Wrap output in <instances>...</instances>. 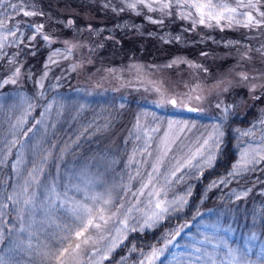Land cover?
<instances>
[{"label": "rangeland", "instance_id": "1", "mask_svg": "<svg viewBox=\"0 0 264 264\" xmlns=\"http://www.w3.org/2000/svg\"><path fill=\"white\" fill-rule=\"evenodd\" d=\"M28 1L8 0L37 13L42 3ZM58 1L61 0H54L57 5ZM98 2L118 10L129 8L127 5L135 0ZM227 2L237 7V0ZM153 7L158 9L159 5ZM258 7L264 11V4ZM129 9L142 13L150 21H159L153 17L172 19L181 11L174 9L171 15H167L159 10L149 11L143 5ZM3 10L0 7V11ZM53 10L59 15L78 18L79 26H73L72 34L65 32V27L45 23V18L24 16L10 8L7 9V17H0L5 23V28L0 29V85H3L0 87V143L5 138L11 139L12 132L25 141L19 152L13 148L6 158L0 157V199L12 194L13 189L18 191L23 184L20 175L26 177L34 164H39L47 156V160L39 165L43 169L41 180L47 177V182L51 183L53 177H58L63 185L68 184L73 174L79 177V192L75 191L77 180H72L69 185V207L71 201L83 202L86 195L110 193L111 212H117L120 205L127 209L136 205L132 192L139 189L141 183L139 178L130 181L129 177H135L138 169L143 172L149 167L148 164L137 163L143 159L139 151L134 155V150L142 147L147 139L143 130H148V135L152 137L149 143L158 144L163 139L172 146L173 152L167 158L165 173V176H170L178 166L176 159L183 162L205 138L214 137L218 128L223 135L217 144H209L215 155L210 165L198 169L185 168L183 179L167 187H162L164 176H161L157 185L161 194L153 197L151 205L147 196L141 197L142 203L129 214L131 219L126 232L116 231L123 228L117 222L123 216L113 217L103 226L107 230L102 234L115 237L118 241L107 254V259H102L103 253L92 258L81 254L76 258V264H141L153 246L160 247L178 227L190 224L160 260L155 261V264H177V260L183 259L178 254L184 246L203 239V225L215 222L231 229L227 233H219L221 237L234 247L250 249L248 259L253 264H259V256L264 249V232L254 228L251 213L245 211L242 215L235 206L240 200H244L240 210L246 206L252 187L246 182L236 181L245 172L235 177L228 174L245 150L264 148V105L260 103V99L264 101V26L245 28L228 20H221L220 24L211 21L201 25L197 22L194 29L201 40L218 28H229L235 35L229 36L227 43L230 44H220L216 40L213 52L203 51L193 57L173 54L166 59L147 60L139 54L114 62L111 54H99L103 41L98 38L97 31L90 30V24L105 21L102 16H96V10L91 6H76L70 0L58 8L53 7ZM238 11H252L256 19H264L252 9L238 7ZM237 19L243 21L246 17ZM182 20L193 26L191 20ZM39 25L43 28L36 32ZM7 29L15 32L16 36L8 34ZM158 29L163 28L158 26ZM38 36L42 38L40 43ZM44 36L49 39L44 40ZM220 37L222 42L227 39L225 34ZM39 47L41 52L37 50ZM151 48L164 49L160 45ZM16 69L20 70L19 73ZM12 80L16 82L12 83ZM172 99L176 101L175 105L170 103ZM187 105L197 107L198 112L187 113ZM251 106H254L250 109L254 111L253 115L244 119ZM237 117L241 123L227 127L228 122ZM20 120H23L22 126L13 129L11 126ZM37 121L42 123L37 125ZM138 122L142 126L139 132ZM29 128L33 131L25 139L23 132ZM78 130L80 135L87 133L85 140L94 148L89 150L91 153L84 157L77 154L68 160L55 156L60 140L69 138V133ZM138 134L140 140L136 139ZM54 135L55 142L51 143ZM173 141L176 143L173 144ZM70 142L68 146L61 147L60 152L66 154L77 144L75 140ZM228 145L233 161L227 164L225 160H220L221 168L214 172L212 169L216 167L220 152ZM17 156L22 163H18L14 172L12 165L17 163ZM148 159L154 162V158ZM8 163L11 164L10 170L3 167ZM225 178L229 182L220 183ZM255 184L258 187L261 182L256 180ZM58 190L63 193L65 188L59 187ZM243 192L247 195L237 199ZM181 198L186 203H162V206H170L174 210L164 213L163 218L156 220L152 227L140 229L148 215L159 211L154 207L156 202H179ZM5 202L9 207L3 210L4 217L0 221V233L3 235L0 257L5 264H56L54 256L45 260L38 252L44 245H48L53 252L56 251L53 245L60 247L57 240L66 234L63 229L71 223L68 219L71 213L64 208L45 207L38 199L37 206L26 214L27 219L22 222L19 206H14L11 201ZM259 208V205L257 208L249 207V211L257 210L261 219L264 218V208ZM197 213L202 215L197 216ZM237 215L243 221L242 230L230 222ZM134 220L138 221L136 231L131 230ZM89 234L97 241L95 247L111 246V240H99L101 233L97 230L92 229ZM253 234L255 240L250 239ZM130 236L135 239L128 244ZM75 242L73 236L71 243L74 245ZM63 246L66 247L67 243ZM92 247L87 246V251L90 252ZM208 247L211 250V246Z\"/></svg>", "mask_w": 264, "mask_h": 264}, {"label": "snow or ice", "instance_id": "2", "mask_svg": "<svg viewBox=\"0 0 264 264\" xmlns=\"http://www.w3.org/2000/svg\"><path fill=\"white\" fill-rule=\"evenodd\" d=\"M264 4V0H237V7H232L227 0H135L134 3H130L127 6L129 8H136L137 5H143L148 8L149 11L159 10L163 14L171 15L174 9H180V17L185 20H191L193 27L196 26L197 22L201 25L206 24V22L215 21L220 24L221 20H228L230 23L239 24L242 27L250 28L252 26L261 27L264 26V19H256L252 11L239 12L238 7H243L246 9L254 10L260 17L264 18V11H261L258 7ZM153 5H159L156 9ZM0 7L4 10L0 11V17H7V9H12L22 13L24 16H32L37 13L34 11H27L24 7L18 5L17 3H9L8 0H0ZM123 11V9H121ZM42 15V13H39ZM237 17H246L245 20H238ZM198 18V21H197ZM151 19V18H149ZM153 23H162L163 21L152 20ZM72 21H69L71 24ZM5 28L4 19H0V29ZM43 28V25L36 27L35 31L39 32ZM8 34L16 36V33L11 29H7ZM44 40H48V36L43 37ZM177 39H179L177 37ZM19 69L16 72L19 73ZM45 76L47 73L44 74ZM246 78V77H245ZM5 81L4 83H8ZM15 83V80L11 81ZM3 85H0L2 87ZM42 86V85H41ZM170 103H175V101H170ZM32 105L30 104L29 107ZM195 111V109H190ZM43 115V114H42ZM37 125L41 124L42 121H37ZM23 120L18 121L17 124H13L11 127L16 129L22 126ZM171 126V124H170ZM142 130V126L138 122V132ZM33 129L29 128L27 131L23 132V137L28 138L29 133ZM144 135L147 139L142 147H138L134 150V155L136 151H139L143 159L137 163L148 164L149 167L141 172L137 170L135 177H129V180H134L139 178L140 188L132 192V199L136 201V205H132L127 209H124L123 205H120L117 212H111L109 205H112V197L110 193H105L101 195H86L83 198V202L71 201V207H69V197L68 189L72 180H77L78 184L75 191L79 192L81 190L79 186V177L73 174L68 184H60L58 177H53L51 183L47 182V177L44 180L40 179V174L43 169L39 166L47 160L45 156L39 164H34L31 171H28L27 176L23 174L20 175V179L23 180V184L20 185L19 190L13 189L12 194L6 196L4 199H0V221L3 220L5 208L9 205L5 201H11L14 206H19V213L22 218L27 219L28 213L37 206L38 199L44 204L45 207L52 208H64L67 209L71 216L68 218L71 220L70 224H66L63 231L66 233L62 237L58 238L57 245H53L56 251L53 252L49 249L48 245H44L38 254L45 260L50 257H55L56 264H76V258L81 254L88 256L89 258L95 257L103 253L102 259H107V254L110 253L113 248L116 247L118 241L115 237H105L102 233L107 229L104 225H107L113 217L123 216V219H118V223L123 226V228H117V233L126 232L128 230V223L131 219L130 213L136 208L137 205L141 204V197L147 196L149 205L152 204L153 197L159 196L161 194L158 190V182L161 176H164V184L162 187L170 186L173 182H179L183 179V170L185 168H201L202 166L210 165L214 160L215 155L211 151L209 144H217L219 138L223 133L216 128L215 136L210 135L205 138L203 143L196 149L194 153L188 158L180 162L176 159V166L174 170L171 171L170 176H165L167 172L166 161L170 154L173 152V148L165 140L161 139L160 143H149L152 137L148 135V130H143ZM151 131H159V129H151ZM166 135V134H165ZM12 138H5L2 143H0V157L6 158L8 154H11L13 148L17 149L19 152L20 148L24 147L25 141L17 138L16 133H11ZM137 140L141 139L138 134L136 136ZM176 143L175 141L172 142ZM149 157L154 158V162L149 161ZM195 161V163H193ZM264 161V148L261 149H251L245 150L240 157V160L233 165V171L228 175L235 177L242 174L243 172L249 171V166H254L256 164ZM18 163H22L20 157L17 156V163H13V171H17ZM181 173V175H177ZM227 178L222 179L220 183H228ZM19 183V181H18ZM59 187H64L65 191L61 193L58 189ZM130 190V189H128ZM247 192H243L237 196L240 199L241 196H246ZM61 196H63V201H61ZM162 203L168 205H177L178 203H186L181 198V201H171V202H156L154 207L159 210L158 212H153L152 215H148L144 219L143 224L140 225V229L152 227L156 220L162 219L163 214L174 210L170 206H162ZM106 213L110 215L106 216ZM202 215L197 213V216ZM195 219V217L193 218ZM138 221H133L132 231H136V224ZM75 226V228H73ZM190 224L181 225L175 230V233L171 235L170 239H165L160 247L153 246L151 251L145 257V260L141 261V264H155V261L160 260L166 251L169 250V246H172L177 238L181 236L185 228H188ZM31 227V225H29ZM205 233H202L203 239L194 241L191 244L184 246V249L178 255L182 256L183 259L177 260V264H253L252 261L248 259V249H240L234 247L228 243L226 239L221 237L219 233H227L231 229L222 227L219 222L210 223L203 225ZM95 229L99 233V240H111V246L98 248L95 247L97 243L93 240L92 235H90V230ZM23 230V229H22ZM75 238V244L71 243L72 237ZM3 239L2 233H0V240ZM255 240V235L253 234L250 238ZM67 243V246L63 245ZM93 245L91 251H87V246ZM199 245V246H197ZM211 246V250L209 247ZM134 250V249H133ZM176 260V256L173 257ZM0 264H5V261L0 257ZM94 264H99V262H94ZM259 264H264V249H262V254L259 256Z\"/></svg>", "mask_w": 264, "mask_h": 264}, {"label": "trees", "instance_id": "3", "mask_svg": "<svg viewBox=\"0 0 264 264\" xmlns=\"http://www.w3.org/2000/svg\"><path fill=\"white\" fill-rule=\"evenodd\" d=\"M32 1L35 3H42L40 5L41 7H38V12L36 15L40 19L45 18V23H52V25L59 26L61 28L65 27V32L69 33V35L74 32L72 31L73 26H79V22L77 20L78 18L72 19V16L69 15H59V13L54 12L53 10V7L58 8L59 5L67 3L69 0L58 1L59 5H57L54 0ZM70 1H72L76 6H91L94 10H96V16H102L103 18H105V21L103 23H93V25L90 24L89 27H91V31H97L99 39L103 41L102 44L100 42L101 48L99 54L102 56L111 54V59H114V62H116V60L120 58H122L120 60H123L124 57H137L139 54H141L142 58H146L147 60H152L155 58L166 59L175 53L194 56L196 54V51L198 52L200 51V49H207V44H211V42H209V40L207 39L203 41L199 40L192 30V27H190L187 23L180 20V18L176 16H173L172 19L166 18L165 20H162V23H153L145 20L142 13H135L131 10H125L124 12H115L111 10V5H101L98 0ZM27 3H29V1ZM39 13H42V15H40ZM69 21H72V23L69 24ZM158 26H161V28L163 29L159 30ZM108 35L110 36L107 38ZM177 37L179 39H177ZM37 39L39 40V43L42 41V38L40 36H38ZM141 44H143V47H141ZM159 45L164 49L154 50L151 48L153 46L157 47ZM41 47H39L40 49H37L40 52L43 48ZM260 103H263L261 99ZM79 132L80 130L75 131L72 134L69 133L67 135L70 136L69 138L67 137L66 139H61L59 142V146L54 152V155L63 157L65 160H68V158L70 159L77 154L81 156L83 155V157L90 154L91 152L89 150L91 148H94L90 146L88 142H86L87 140H85V136L87 135V133L80 135ZM55 139L56 136L54 135L51 143L55 142ZM71 140L77 141V144L74 145V148L69 152L66 151V154L60 152L62 150L61 147L68 146L71 143ZM229 148L230 147H226L221 152L216 167L213 169L214 172H218V170L221 168L219 164L220 160H225L227 164L232 161L234 156L232 155L231 149ZM52 163L55 164V162ZM10 168V164H7L6 169L10 170ZM256 180L261 182V185L258 187H256L255 184ZM238 182H246L247 186L252 187V191L246 198L247 203L246 206H243L242 210H240V208L242 207L244 200H240L238 201V203H235L236 210L239 211L240 214L242 213V215L245 211L251 213L253 219L252 225L254 226V228L258 229L260 232H264V218L260 219L258 217L257 210L253 212L252 210L249 211V207L257 208L258 205L260 206V210H263L264 208V161H262L252 170L242 175V177L238 179ZM237 216L238 217H236L234 220H231L230 222H232L231 224L237 227L238 230H242L244 225L243 221L239 215ZM134 239V236H130V239L127 241V243H132Z\"/></svg>", "mask_w": 264, "mask_h": 264}, {"label": "bare ground", "instance_id": "4", "mask_svg": "<svg viewBox=\"0 0 264 264\" xmlns=\"http://www.w3.org/2000/svg\"><path fill=\"white\" fill-rule=\"evenodd\" d=\"M154 18V17H153ZM99 38V37H98ZM227 44H230V43H227ZM249 117H251V115H246L244 119H249ZM239 123H241V120L238 119H235L233 120V125H238Z\"/></svg>", "mask_w": 264, "mask_h": 264}, {"label": "water", "instance_id": "5", "mask_svg": "<svg viewBox=\"0 0 264 264\" xmlns=\"http://www.w3.org/2000/svg\"><path fill=\"white\" fill-rule=\"evenodd\" d=\"M190 109H195V111H194V112H196V111H197V109H196V108H192V107H190V106H187V107H186V110H187V111H191Z\"/></svg>", "mask_w": 264, "mask_h": 264}]
</instances>
